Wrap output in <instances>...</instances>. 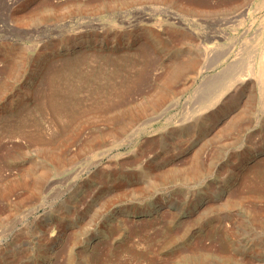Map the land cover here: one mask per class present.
Segmentation results:
<instances>
[{"label": "rangeland", "instance_id": "rangeland-1", "mask_svg": "<svg viewBox=\"0 0 264 264\" xmlns=\"http://www.w3.org/2000/svg\"><path fill=\"white\" fill-rule=\"evenodd\" d=\"M39 1L0 11V264H264V0ZM87 53L131 90L40 109Z\"/></svg>", "mask_w": 264, "mask_h": 264}, {"label": "bare ground", "instance_id": "bare-ground-1", "mask_svg": "<svg viewBox=\"0 0 264 264\" xmlns=\"http://www.w3.org/2000/svg\"><path fill=\"white\" fill-rule=\"evenodd\" d=\"M52 2L53 0H40L37 3L39 8L34 14L40 15L45 11H53L51 10L53 6ZM13 5V0H0V11L3 13V17L7 16L10 11L12 12L11 9ZM153 52L154 47H144V55L152 54ZM84 54L75 59L64 57L60 60L58 66H56V63H58L59 60L50 61L46 65V68L53 70L48 77L46 76V78H43L45 80V87L42 92L43 96L38 103L40 109L51 110L58 113L59 116L67 115V110L71 108L68 99L78 96V94L85 89L86 85L91 87H87V89L98 105L113 101L118 95L124 93L123 91L125 88L131 90L133 84L130 82L131 77L127 71L129 70V65L125 64L121 66L116 60L115 63L114 58L109 55H102L99 57L98 62L95 61V63H92V59H90L91 55L88 53L87 55ZM20 55L21 52L6 50L2 58L6 60V67L3 71L14 70L17 67V59ZM127 61L129 62L130 60H125L124 62ZM117 77H121L122 79L118 81ZM75 109L76 105L73 107V110L77 111ZM81 109L82 108H80V110ZM30 115L31 113L27 111L18 112L15 114L16 119L13 121L9 119L10 122L4 126L6 128L5 130L12 135H17L21 132L25 135L29 134L27 128L29 127ZM9 117L10 116H8V118Z\"/></svg>", "mask_w": 264, "mask_h": 264}]
</instances>
